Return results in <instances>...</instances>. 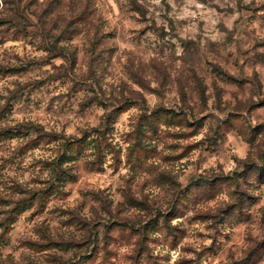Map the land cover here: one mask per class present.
Listing matches in <instances>:
<instances>
[{"label": "rangeland", "instance_id": "obj_1", "mask_svg": "<svg viewBox=\"0 0 264 264\" xmlns=\"http://www.w3.org/2000/svg\"><path fill=\"white\" fill-rule=\"evenodd\" d=\"M0 264H264V0H0Z\"/></svg>", "mask_w": 264, "mask_h": 264}]
</instances>
